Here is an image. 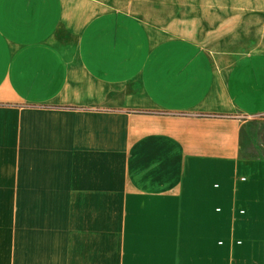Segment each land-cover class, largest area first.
I'll return each instance as SVG.
<instances>
[{
    "label": "crops",
    "instance_id": "crops-1",
    "mask_svg": "<svg viewBox=\"0 0 264 264\" xmlns=\"http://www.w3.org/2000/svg\"><path fill=\"white\" fill-rule=\"evenodd\" d=\"M177 26L0 0V264H264V46Z\"/></svg>",
    "mask_w": 264,
    "mask_h": 264
},
{
    "label": "rangeland",
    "instance_id": "rangeland-1",
    "mask_svg": "<svg viewBox=\"0 0 264 264\" xmlns=\"http://www.w3.org/2000/svg\"><path fill=\"white\" fill-rule=\"evenodd\" d=\"M101 1L158 25L174 22L177 28L193 30L206 47L222 52L225 62L235 57V45L240 52L264 46V0ZM235 14L243 24L238 31Z\"/></svg>",
    "mask_w": 264,
    "mask_h": 264
}]
</instances>
